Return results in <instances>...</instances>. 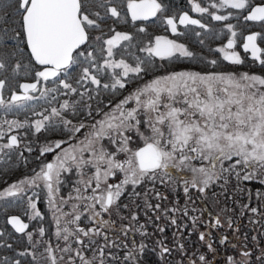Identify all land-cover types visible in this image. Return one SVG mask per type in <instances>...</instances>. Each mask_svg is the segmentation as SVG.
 I'll return each mask as SVG.
<instances>
[{
    "label": "snow or ice",
    "instance_id": "snow-or-ice-1",
    "mask_svg": "<svg viewBox=\"0 0 264 264\" xmlns=\"http://www.w3.org/2000/svg\"><path fill=\"white\" fill-rule=\"evenodd\" d=\"M164 7L159 0H127V9L133 21L148 20L163 12ZM209 7L244 10V21L264 25V3L253 5L251 0H218ZM209 7L193 0L192 9L195 12L208 13L216 21H228L234 15L231 11L227 15L216 14ZM94 9H103V15ZM14 13L19 19L9 24L13 6L6 0H0V75L3 76L0 78V108L4 114L31 110L30 101L54 102L58 95L79 97L65 98L59 107L33 112L39 118L32 121L4 120L3 123L8 125L6 130L0 124V139L13 129L32 128L35 133L59 131L67 137L54 140L41 149V155L54 153L52 161L43 163L32 177L20 180L0 192V198L16 196L23 191V185L39 186V182H43L55 224L54 235L57 240L64 241L65 246L53 247L50 240L34 241L33 232H26L29 225L17 216L11 217L9 223L16 232L26 233L34 246L43 244L42 255L47 254L49 264H60L64 260V256L58 258L57 248L60 253L67 255L65 264H77V260L79 264H106V255L112 256V253L106 254L105 249L119 245L115 240L109 241L106 231L115 221L103 217L121 207L119 200L128 185L136 186L145 180L157 179L164 183L165 178L173 179V171L183 183L186 195L190 189L205 193L218 181L227 183L232 175L244 181L260 179L264 183V75L250 72L174 71L156 76L119 102L109 100L102 107L100 93L118 92L126 88L130 79L141 74L147 75L152 57L171 61L181 57L196 59V54L183 43L157 36L154 42L150 41L141 49L148 54L147 60L136 57L134 63H129L124 58L116 59L117 48L130 47L133 40L131 34L113 30L114 34L107 39H104L103 33L94 39H90L89 35L90 30H101L107 18L121 17L114 0H15ZM176 19L168 17L165 21L173 33H177ZM178 20L180 25H198L202 29L208 27L188 12L180 15ZM225 27L231 38L218 51L224 53V60L242 65L244 59L234 50L237 37L235 25L226 23ZM140 31L145 29L141 28ZM258 38L264 41V33L248 34L243 49L264 66V48L258 45ZM24 49L28 50L29 64H32L33 69L39 65L42 70L35 71L32 82L19 84L21 91H12L6 100L4 91L11 84V79L5 73L12 65V75L20 74V70L25 67L22 63ZM208 63L216 65L218 61L212 59ZM75 69H79L80 73L75 79L76 86L70 82ZM108 70H111L110 77H102ZM103 79H109V82L105 83ZM48 81L53 86H45L41 91L42 82ZM89 82L95 88L81 92L80 87ZM37 92L39 95L35 94ZM130 102L134 106H129ZM23 135L26 136L27 132ZM134 137L143 141V146L135 150L130 147ZM21 143L20 134L11 135L6 143L0 144V153L3 154L0 159H10L6 150L18 148ZM27 151L31 152L32 148L28 146ZM120 154H124L123 159ZM20 155L23 157V152ZM74 170L79 177L74 187L76 196L70 195L67 199L58 197L62 177L66 178ZM117 173H123V179L119 183H109V179ZM89 189L91 193L86 194ZM156 195L160 196V193ZM73 199L77 203L71 205L70 212L64 211L61 205ZM147 206L153 207L151 204ZM30 207L33 210L32 219L41 216L35 202ZM154 207L159 208L160 205ZM251 211L255 213L257 209L252 208ZM85 212L89 213L87 218L95 224L87 230L79 226ZM132 218L136 219L135 216ZM195 220L193 218L194 225ZM172 223L176 221L173 219ZM220 224L221 220L217 216L213 227ZM69 225L74 227L70 228ZM45 232L44 227H39L36 235L43 238ZM124 235L127 236V231ZM206 235L200 232L199 239L206 242L214 260L216 250L211 242L206 241ZM0 236H3V232H0ZM81 236L89 238L87 244ZM93 236H103L105 245L95 246ZM223 240H227V237ZM73 244L77 247H73ZM178 247L183 250L184 245L179 244ZM145 248L146 245L142 243L133 247L126 252L124 259L131 261V264H147L140 259ZM89 249L93 250L91 257L87 255ZM170 252V248L163 246L160 255L163 257ZM32 255L36 260L35 253ZM240 255L242 260L237 261L233 256H228L225 264H251L250 251H241ZM257 259L264 261V256ZM198 260L200 264H213V260H209L205 254H200ZM15 264H20V261H15ZM189 264H196V260L189 259Z\"/></svg>",
    "mask_w": 264,
    "mask_h": 264
},
{
    "label": "rangeland",
    "instance_id": "rangeland-1",
    "mask_svg": "<svg viewBox=\"0 0 264 264\" xmlns=\"http://www.w3.org/2000/svg\"><path fill=\"white\" fill-rule=\"evenodd\" d=\"M195 2L201 3L202 6L209 7L212 3H217L218 0H210V1H197V0H195ZM189 4H190V10H191L190 12L193 13L194 15H196L197 17H201V19H203L205 24L208 25L207 28H203V29L211 30L213 32L212 34H210L214 38L216 37V40H215L213 47L216 48L217 52L219 53V56H221L222 58L224 56V53L219 52L218 49L225 46L226 40L231 38V34L228 31V29L225 27V24L226 23H232L233 25H235V30L237 32L236 43L241 42L245 31L249 32V30L252 28L251 27L252 24H250V23L247 24L242 19V15L244 14V10L220 9V8L209 7V10L211 12H216V14L227 15L229 11L234 13V15H232L228 21H216V20L212 19V17L208 13L202 14V13L195 12L192 9L193 0H190ZM122 9L124 11H125V9H127V1H126L125 5H123ZM94 10H96V9H94ZM99 11L101 12V15H103L104 10L99 9ZM170 12L171 11H168L164 7V11L161 13H157V15L155 16V19H157L161 23L162 22L164 23V21H166L165 18L167 16H170L172 14L176 18L179 16L178 12H172L171 14H170ZM131 20L128 19L126 16H122V14H121L120 18H116V19L107 18L104 21V23L102 24L101 30H90V31H92L91 39H94L96 36H100L101 33H103L104 39H107L110 35L114 34L113 33V30H114V31H120V32H127V33L131 34L132 36H136V38L140 42L141 49L146 47L150 41L154 42V40H150L143 35V34L146 35V33L142 34L140 31L141 28H143V29H145V31H147V29H146L147 26H142V25L138 26L136 24L132 25L133 22ZM240 20L243 22V24L241 26L238 25V24L242 23V22H240ZM163 27H164V24H162V25L159 24L157 29L160 30V32L158 34L164 32ZM203 29H201V35H202ZM252 29H254V28H252ZM180 30H181V28H180ZM180 30L176 34L171 33L172 39L176 40L179 43L185 44L191 51H193L189 47V45L186 43V38L184 37V34H186V31L190 32V29L189 30L186 29L183 32H180ZM259 30L262 33H264V26H262ZM138 31H140V32H138ZM250 31H252V30H250ZM255 31H257V30H255ZM198 33L200 34V31H198V29H197V31H195V36L198 37V35H199ZM123 43L128 44L129 42H123ZM130 43H132V41ZM89 50H91V49H89ZM234 50L239 52V54L241 56L239 48H237L235 46ZM115 51L117 52V56L115 57L116 59L124 58V59L128 60L129 63L135 62V57H133V55H129V51L127 50V48L121 47V48H117ZM194 53L196 54V52H194ZM210 56H213V54H211ZM216 58L213 57L212 59H216ZM185 59L188 60V58H185ZM24 65H25V67L20 70L19 75L13 76L11 73V67H9L8 72L5 73V75H9V77L11 79V84L8 87H6V89L4 91V98L6 100L10 98L12 91H19L18 85L20 84V82L22 80L33 81V77L31 79H28V77L31 75V72H33L32 68L29 66V64L27 62H25ZM243 65H245V64H242L241 68H239L237 70H233L232 72H237V73L250 72V73L264 75V72H261V71L259 72L254 68H251V70H248L247 67H245ZM180 69H182V68H180ZM185 69H187V68H185ZM185 69H182V70H185ZM38 70H40V68H37V69L35 68L34 72L38 71ZM110 71L111 70H108L109 76H110ZM222 72H227V71H222ZM165 74H167V73H165ZM165 74H159L157 76L165 75ZM0 77H3V76L0 75ZM52 86L53 85H51L49 87H52ZM142 86L143 85H141L140 87H142ZM40 90L41 91L43 90L42 84L40 86ZM119 92H120V90H119ZM130 92H133V91L130 90ZM35 94L39 95V92H37ZM29 104L32 105V109L31 110L23 109V112H29L30 114L24 115V116L20 115V112L22 110H20L18 112H16V111L8 112L5 115L4 110L2 108H0V124L3 125V128L5 130L8 128V125L3 123L4 120L24 121L27 119L29 121H32V120L38 119L39 118L38 116L33 115V112H36V110H37L36 106L38 104V101H30ZM129 106H134V105H132L130 102ZM104 110L107 111L108 108L105 107ZM24 132H27L26 136L23 135ZM11 134H20V137L23 139V141H25L22 144L21 149L25 148L27 150L28 146H30L32 148V151L36 149V147H34L35 143H33V140H35V139H32L33 137L36 136L35 135L36 133L34 132V128H32V129H13L11 132H7V134L2 139H0V144L6 143ZM77 135L79 137V134H77ZM141 146H143V141L134 137L133 141L130 143V147L133 150H135L136 148L141 147ZM6 151L9 152V150H6ZM0 156H3V154L0 153ZM123 156H124V154L121 157H123ZM51 157H52V160L55 158L54 153H53V155H51ZM6 158L7 157H4V159H0V175L2 173L1 171L5 168ZM226 165H227V162H226ZM37 171H39V169H37V170L36 169H26V167H24L23 169H21L20 172H17L9 180V182H7L3 186V188L0 189V192H4L5 189L9 188L14 183H18L20 180H24L26 178L32 177L35 174V172H37ZM12 173H13V169L11 170V175H12ZM72 173L74 174L73 176H71L73 179V182H72L73 185H71V183L66 182L64 177H62L63 183L60 187L59 192L57 193L58 197H64L65 199H67L70 195L72 197L76 196V192L74 190V187L76 186V181L79 177H78V174L76 173L75 170ZM8 175L9 174L7 171L6 172V178L8 177ZM172 176H173V178H176L177 173L175 171H173ZM232 176H234V175H232ZM165 180L167 181L168 179L165 178ZM233 180H236V176H234V178H232L230 180V182ZM237 180H238V182H245L242 179H237ZM150 181L151 180H145L144 182L136 185L135 187L132 185H128L126 187V190H129L128 188L136 190L139 187H141L143 189L142 191H144V190L150 191L152 187L155 189V186H153L154 183L152 181L151 182ZM221 181H223V180H221ZM227 182H228V180H227ZM226 184H229V182ZM22 187H23V191L19 192L16 196H4L3 198H0V206H2V207H0V210H1V208L4 207V209L6 211L4 218L0 217V230H5V227H7L6 224H8L10 226V224L8 223V216L9 215L18 214V213L21 215L26 214L27 217L30 219L31 224H32V226L30 224L31 227H29V229H27L26 232L27 231L33 232L34 241L35 240H44V241L50 240L53 247H56V245H59L60 247H64L65 242L62 240H57L55 235H54L55 224H54V221L52 218V210L48 204L47 189L43 185V182H39V186L23 185ZM64 188H67L65 193H63ZM90 193H91V189L88 190L87 194H90ZM40 201L42 204L41 207L39 205ZM32 202L36 203L37 210L41 213V216L37 217L36 219H32L33 210L30 207V204ZM73 203H77V201H75L74 199L70 200L68 204L61 205V207L63 208L64 211L70 212L71 211V205ZM221 209H222V212H220L218 210L215 212V214H218V217L221 220V224L219 226L213 227V225L215 224V221H214V217L212 216L208 219L205 218L206 219L205 220V222H206L205 226H203L201 224V228H198L197 227L198 220H195V225L193 224V222L191 225V226L194 225L196 227L195 230H185V233L189 234V239L191 238L190 234H192V236L194 238V241H195L194 245L196 248H194L192 251L187 250L185 247L183 248V250H181L177 246L178 244L184 243V240H183L184 236L182 234V230L181 231L180 230H177V231L172 230L174 237L171 238L172 240H170V242H169L171 245H166L165 243H162V244L159 243V242L163 241L162 236H160L159 234H161L165 230L164 231L142 230V232L145 233L144 239L154 240L158 244L157 245L158 248L157 249L155 248L156 249L155 253H157L156 256L158 258L160 257L161 260H165L168 257L167 255L171 254V256L173 257L174 260L181 261L182 257L180 255L183 254V255H186V257L183 259L184 261H182V264H189V259L196 260V264H200L198 258H193L194 254H197V253H199V255L205 254L208 256L209 260H213V254L206 247V242L200 241V239H199V233L205 232L207 234L206 235V241L211 242L213 244V248L216 250L215 259L213 260V264H225V260L228 256H233L237 261H240L243 259V257L240 255L241 251H250V252L253 251V254L251 255V264H264V261L257 259V257L264 256V246L254 247L256 244V243H254V245L252 244L251 247H248L247 243L243 242V237L241 235L242 230H240L238 228V226H240V224L237 225V223H235L231 219L227 218L228 217L227 214L225 212H223L224 209H226L225 207L222 206ZM194 218L197 219V217H194ZM67 219H71V217H67ZM83 222L85 223L86 221H83ZM229 223L231 224V226H229ZM257 226L259 227V229L261 228L260 225H257ZM39 227H44L46 230L45 236L43 238L36 235L37 229ZM69 227L73 228L74 226L69 225ZM122 228H123V230H106L109 241L115 240L116 244L119 245V247L109 246L108 248L105 249L106 254L108 252L112 253V256L106 255V264H128L127 261H125V259H124L126 252L128 250H131L133 247L138 246L141 243L144 245H147L146 243H143L141 241L143 239V237H141V235L140 236L138 235L139 230H125V229H127V227H122ZM251 228L255 232H257V230H258V229H256L257 228L256 225L255 226L253 225ZM251 228H250V230H251ZM125 231H127V236L124 235ZM17 233H19V232H17ZM165 236L166 235L164 234L163 237L166 238ZM224 237H227V239L230 240L231 243H229V244L225 243L224 241H226V240H223ZM81 238L85 240L86 244L88 243V239H89L88 237L81 236ZM0 239H3V237L1 236ZM4 239L8 240L7 244L10 245L11 248H15V250L11 251V252H6V251L3 252L2 250H0V264H15V261H17V260L20 261V264H49V261L47 260V254L44 253L42 255L43 247H44L43 244H37L34 246V242H30L27 239L26 233H19V235H15L14 237L4 235ZM92 239H94L96 241L95 246H101L102 247L106 243L103 236H93ZM160 239H162V240H160ZM255 242H256V239H255ZM5 244L6 243H4V242H0V246H6L7 244L6 245ZM163 246L170 248L171 252L166 253V254H164L163 257H161L160 252H161V248ZM73 247H77V245L73 244ZM197 248H199V249H197ZM122 249H124V252L122 251ZM179 252H181V253H179ZM33 253H35V255L37 257L36 260L33 259V255H32ZM87 255L89 257H91L93 255V250L89 249L87 252ZM57 256H58V258L60 256H64V260L61 261L60 264H65V262L68 259L66 254L59 252L58 248H57ZM77 264H79L78 260H77Z\"/></svg>",
    "mask_w": 264,
    "mask_h": 264
},
{
    "label": "trees",
    "instance_id": "trees-1",
    "mask_svg": "<svg viewBox=\"0 0 264 264\" xmlns=\"http://www.w3.org/2000/svg\"><path fill=\"white\" fill-rule=\"evenodd\" d=\"M127 0H114L115 4L118 6V9L120 10L122 16H126L128 19H132L131 17H129V12L127 9H125V11L122 9L123 5H125ZM197 1H210V0H197ZM6 2L8 4H11L13 6V14L11 17L8 18V23L12 24L14 20H18L19 16L16 15L14 13V7H15V0H6ZM159 2H161L165 8L168 11H171L170 14L172 12H178L179 15L183 12V11H188L189 13H191L190 11V0H159ZM253 5L256 4H261L264 3V0H251ZM99 10V9H96ZM193 14V13H191ZM244 14H246V12L244 11ZM173 16V14H172ZM175 17V16H174ZM179 17V16H178ZM111 18V17H110ZM201 19V17H199ZM112 19H116V18H112ZM243 19V18H242ZM203 21V19H201ZM133 23L132 25H142V26H147L146 29L147 31H143L141 32L146 33L143 34L145 37H147L150 40H153L154 36L157 35L160 30H158V26L159 24L162 25L164 24V27H166V23L164 21V23L159 22L157 19H150V20H136L133 21L131 20ZM204 22V21H203ZM240 22H242L240 20ZM247 24H252V28L254 29H250L252 31L257 30V32H259L260 28L264 25H261L259 22H252V21H244ZM208 23V22H207ZM205 24V22H204ZM243 24L240 23L238 24L239 26H241ZM254 25V26H253ZM5 27H7V25H5ZM162 27V26H161ZM163 27V31L165 30ZM186 29H190V32L186 31V34H184V37L186 38V43L189 45V47L196 52V59H189L184 62V64H160V62L157 64L155 62L156 58L152 57V64L148 65V69L149 70H153V69H160L159 73L164 74V73H169L172 71H176L177 69H185L186 70H199L202 72H206V71H227V72H232L233 70H237L239 68H241L242 65H234L232 64L230 61H226L224 60L221 56H219V53L217 52L216 48H214V43L216 40V37L214 38L212 35L213 32L211 30H206L203 29L202 30V35H201V29L200 27H195L192 25H189L187 27L184 28L183 31H185ZM200 31V34L197 36H195V31ZM249 32H252L250 31ZM182 31V32H183ZM140 32V31H138ZM246 32L243 35V38L241 40V42L236 43V47L240 49V53H241V57L244 59L245 61V67H247L248 70H251V68L256 69L257 71H261L264 72V66L260 65L258 61H255L253 59H251L248 56V52H244V50L241 47V44L244 40V36L245 34L249 33ZM261 32V31H260ZM164 33V32H162ZM160 33V34H162ZM90 35V39L92 37V31H90L89 33ZM259 43L261 44L262 48H264V41H261L259 38ZM202 42V43H201ZM21 47L23 48V45H21ZM127 50L129 51V55H133V57H140L141 59H148V54L146 52L141 51V47H140V42L139 40L136 38V36H133V40L132 43H130V47H127ZM211 54H213V56H210ZM210 56V57H209ZM213 57H217V61L218 63L216 65H212L210 63H208V61L212 60ZM29 56H28V50L24 49L23 52V59L22 62L23 64L25 62H27L29 64ZM159 61V59H158ZM14 60H13V64H14ZM34 64V61L32 62ZM29 66L32 68L33 72H31V75L28 77V79H31L35 76V72L34 69L32 67V64H29ZM10 67H12V65H10ZM35 68H40V66L36 65ZM77 71L79 72V69H77ZM75 74L77 75V72L73 71L72 75L70 77V82H72L73 84L74 82V76ZM155 76V75H153ZM153 76H150L149 78H152ZM3 78V77H0ZM24 81V80H22ZM21 81V82H22ZM29 81V80H27ZM20 82V83H21ZM46 84L49 86L53 85L51 81L46 82ZM64 96H59L57 97V99L63 98ZM52 106H47L46 108L50 109ZM58 107V106H55ZM37 110L36 112H40V105L37 104L36 106ZM15 114V113H14ZM30 114L29 112H23V110L20 112V115H28ZM81 117H79L80 119ZM36 136L33 137L32 139L38 140L39 138L42 137V134L39 135V133L35 134ZM61 134L59 133V131H57L56 133H52V132H47V134L44 136L47 139H52L55 137H59ZM39 144H34V147H37ZM6 168V169H5ZM5 168L1 171V175H0V189L3 188V186L9 182L10 178V172L8 171V177L6 178V172H7V165L5 163ZM21 169H23L21 166L15 165L14 169H13V176L17 173L20 172ZM18 170V171H17ZM235 176V175H234ZM234 176H230L228 178V180H231L232 178H234ZM237 180V178H236ZM214 190L210 191V189L206 190V192L204 193V202H203V209L206 213L208 212H216L217 210L222 212L221 207H225L226 209H224L223 212H225L227 214V218L231 219L233 222L240 224V226H238V228L241 231V235L243 237V242H246L248 247H251L252 244L255 246L254 247H258V246H264V195H258V193H264V183H261V180L259 179H255V180H250V181H245V182H238L236 183V191L233 192L231 194L230 190H225L224 188H222V186H219L217 183H215L214 185ZM232 186L227 185L226 188H230ZM2 207V206H0ZM233 207L235 208V210L233 209ZM252 208H256L257 212H252L251 209ZM5 209L4 207L1 208L0 210V217L4 218L5 216ZM231 218H230V217ZM132 217V216H131ZM140 217L142 218V215L140 214ZM210 218V216H207L206 219ZM119 218L117 217L116 220H118ZM205 219V220H206ZM122 220V219H121ZM190 220V219H189ZM123 224H126L123 226V224L120 223V225H122L121 227H127V229L125 230H139L138 231V235L141 237H143V239L141 240L143 243H146V248H145V253L140 255V259L142 261H146L147 264H182V261H184L183 259L186 257V255H180L182 257L181 261L178 260H174L173 257L171 256V254H168L167 258L165 260H161L160 257L158 258L156 255L157 253H155V250L158 248V244L154 241V240H149V239H144V234L142 232V230H147L150 229V225L148 223H144L141 225H135L132 226L131 223L133 222L132 219H129V221L127 222L125 219L122 220ZM126 221V222H124ZM239 221V222H238ZM136 223V222H135ZM7 227H5V230H0V232H3V239H0V242H4V243H8L6 239H4V235L7 236H15V235H19V233H17L15 230H13L8 224H6ZM5 225V226H6ZM256 225V229L257 232H255L254 230H252V226ZM257 225H260L261 228L259 229V227ZM128 226H131L130 228H128ZM251 228V230H250ZM177 231V230H176ZM181 231V230H180ZM147 232V231H146ZM140 233V234H139ZM166 235L164 238L163 235ZM182 234H183V240L184 243H181L184 245V247L189 250L192 251L195 247V241L194 238L192 236V234H190L191 238L189 239V234L185 233V230H182ZM160 236H162V243H165L166 245H171L169 242L170 240H172L171 238L174 237L172 230H165L164 232H162L161 234H159ZM1 238V236H0ZM132 239V238H131ZM160 239V240H162ZM256 239V242H255ZM2 240V241H1ZM10 241V240H9ZM225 243L229 244L231 243L230 240H226L224 241ZM161 243V244H162ZM5 244V245H6ZM179 245V244H178ZM177 245V246H178ZM7 246V247H6ZM6 246H0V250H2L3 252H11L14 251L15 248H11L8 247V244ZM156 248V249H155ZM121 249V248H120ZM199 249V248H197ZM256 250V249H255ZM122 251L124 252V249H122ZM260 251V250H259ZM258 251V252H259ZM257 252V253H258ZM181 253V252H179ZM253 254V251L251 252ZM199 253L194 254L193 258H198ZM126 261V260H125ZM128 264H130V261H127Z\"/></svg>",
    "mask_w": 264,
    "mask_h": 264
},
{
    "label": "flooded vegetation",
    "instance_id": "flooded-vegetation-1",
    "mask_svg": "<svg viewBox=\"0 0 264 264\" xmlns=\"http://www.w3.org/2000/svg\"><path fill=\"white\" fill-rule=\"evenodd\" d=\"M191 15L196 16L194 14H191ZM187 26H183L179 24L178 31L181 28L180 32H182L184 28ZM192 26H195V25H192ZM195 27H198V26H195ZM164 29H165L164 33L155 35L153 40H155V37L157 36H164L169 39H172L169 25H166ZM258 43H259V40H258ZM248 56H249V52H248ZM155 58H156L155 62L157 64L160 62V64L178 65L182 63L184 64V62L187 61V59L183 57L179 59H173L171 61H161L159 57H155ZM41 69L42 68L40 67V70ZM159 70L160 69L148 70L147 75L141 74V76L139 77L130 79L126 85V88L120 90V92L119 91L115 93L101 92L100 99L103 101L101 106L103 107L104 105H107L109 100H111L113 103L119 102V100L123 99L130 93V90L134 91L136 88L140 87L145 82L161 74L159 73L160 72ZM181 70L182 69H177L176 71H181ZM74 71L77 72V75L75 74L74 76V82H75V79L79 77L80 73L77 71V69H75ZM196 71H199V70H196ZM150 76H153V77L149 78ZM102 77H110L109 72L107 71L103 73ZM103 82L107 83L109 82V79H103ZM45 86H48L46 82H42V87L44 88ZM74 86H76L75 83H74ZM94 88H95V85H92L89 82V83H85L83 87H80V91L83 92L85 89L91 90ZM93 96L95 97V92H93ZM65 98H77L78 99L79 97H63V98L57 99V101H54V102L39 100L38 104L40 105V112L44 111V109H48L46 108L47 106L49 107L58 106L59 107V104L62 103L63 99ZM92 103L95 104V101H92ZM96 118L99 119L100 117L97 115ZM77 119H79V117H77ZM41 134H42L41 138H39L38 140H33V143H36L39 145L32 152L27 151L25 148L21 149L22 144L25 142L23 141L21 137H20L22 141L21 145L18 148L9 150L8 153H9L10 159L8 157L6 158V163H7L6 165H7V171L10 172V178L13 177V174L11 175V170L14 169L15 165L19 164V166H21L22 168L26 167V169H36L37 170L40 168V166H42L43 163L52 161L51 155H53V153H44L43 155H41V149L51 144V142L54 140L67 139V137L63 135H60L59 137L57 136L52 139H47L44 137L47 134V132L42 131L41 133H39V135ZM21 152H23V157H21L20 155ZM122 155L123 154H120L121 159H123L124 157V156L121 157ZM73 175H74L73 173H68L66 178L64 177L65 181L68 183H71V185H73L72 184L73 179L71 177ZM123 175H124L123 173H117V175L115 177H111L108 182L113 183V184L119 183L123 179ZM152 182L154 183L153 186H155V189L152 187L150 191L148 190L142 191L143 189L141 187L137 188L136 190L130 189V188H128L129 190H125L124 195L119 200V204L121 205V207L117 211L112 212L111 214H104V217H103L104 219L115 221V224L111 225L106 230H123V228L121 227L122 225H120V223L123 224L122 220L124 219L127 222L129 221V219H132L133 220V222L131 223L132 226L148 223L150 225V229H147V230H160L161 228H163L164 230H195L196 227L194 225L191 226L194 217H197L196 220H198L197 227L201 228V224L203 226L206 225L205 218L207 216H210V217L213 216L214 221H215V218L218 216V214H215L214 212L206 213L204 211L203 206H202L204 202V196H205L204 193H200L197 189H190L189 193L186 195L183 191V188H184L183 183L180 182L177 178H173L171 181L165 180L164 183H161L159 179H157L156 181H152ZM228 182L229 184H226L224 181H218L217 184L219 186H222V188H224L226 191L230 190L232 194L233 192L236 191L237 181L233 180L230 182V180H228ZM227 185H230L232 187L228 189L226 188ZM66 189L67 188H64L63 193L66 192ZM209 189L210 191H213L214 186L212 185ZM133 193H140V195L136 196ZM156 193H160V196H157ZM148 204L153 205V207L149 208L147 206ZM157 204L160 205L159 208L154 207ZM39 205L41 207L42 205L41 201L39 202ZM123 205H127V207H123ZM82 208L83 206H81V210ZM173 209H176V211H173ZM185 209H187L186 214H185ZM233 209L235 210L234 207ZM140 214L142 215V218L140 217ZM18 215L22 217L24 222H26L29 225V227L32 226L31 221L27 217L26 214L21 215L18 213ZM88 215L89 213L85 212L84 215H82L81 220L79 221L80 222L79 226L85 228L86 230L95 226L94 222L87 218ZM131 216L132 217L135 216L136 219H133ZM117 217L119 218L118 220H116ZM173 219L176 221V223H172ZM83 221H86V222L84 223ZM124 225L126 224H123V226ZM130 227L131 226H128V228Z\"/></svg>",
    "mask_w": 264,
    "mask_h": 264
},
{
    "label": "water",
    "instance_id": "water-1",
    "mask_svg": "<svg viewBox=\"0 0 264 264\" xmlns=\"http://www.w3.org/2000/svg\"><path fill=\"white\" fill-rule=\"evenodd\" d=\"M137 2H138V0H137ZM257 5V4H256ZM128 12H129V15H130V17H131V13H130V11L128 10ZM184 12H188V11H183L180 15H182ZM188 14L190 15V16H192L194 19H200V18H198L197 16H193V15H191L189 12H188ZM179 15V16H180ZM168 17H174V16H172V15H170V16H167L166 18H168ZM153 18H155V16L154 17H149V19L148 20H150V19H153ZM166 18H165V20H166ZM179 18V17H178ZM201 20V19H200ZM201 22L204 24V22L201 20ZM176 23H177V32H178V25H179V20L178 19H176ZM183 26H185V25H183ZM195 26H198V25H195ZM199 27V26H198ZM169 29H170V32L172 33V34H176V33H173L172 31H171V27L169 26ZM252 32H257V31H252ZM252 32H249V33H247L245 36H244V40H243V42H242V44H241V47H242V49H243V43L245 42V37L248 35V34H250V33H252ZM227 41L228 40H226V42H225V45L227 44ZM257 43H258V40H257ZM258 45L261 47V45L258 43ZM244 50V49H243ZM249 56H250V58H252V56H251V54H250V52H249ZM253 59V58H252ZM39 66V65H38ZM41 67V66H40ZM42 70V69H41ZM25 82H32V81H22L21 83H25ZM20 83V84H21ZM19 91H21L20 89H19ZM11 135H14V134H11ZM10 135V136H11ZM9 136V137H10ZM142 147V146H141ZM13 216H17V217H19L22 221H24L23 219H22V217L20 216V215H18V214H11V215H9L8 216V223H9V220H10V218L11 217H13ZM26 223V222H25ZM10 224V226L15 230V228L12 226V224L11 223H9ZM16 231V230H15Z\"/></svg>",
    "mask_w": 264,
    "mask_h": 264
}]
</instances>
